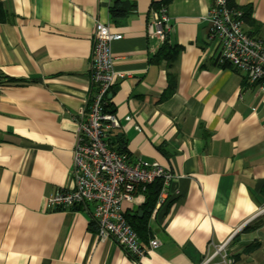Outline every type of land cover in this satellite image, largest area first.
Here are the masks:
<instances>
[{"label":"crops","instance_id":"crops-1","mask_svg":"<svg viewBox=\"0 0 264 264\" xmlns=\"http://www.w3.org/2000/svg\"><path fill=\"white\" fill-rule=\"evenodd\" d=\"M111 1L0 0V264H264V100L242 71L218 63L213 0L168 4L166 38L181 50L159 64L149 60L162 43L150 36L159 0H127L135 11L116 23ZM234 1L251 7L245 28L264 40V0ZM98 21L122 34L111 43L124 76L107 95L120 122L110 144L174 175L148 222L158 245L138 260L99 239L86 209L45 205L73 185ZM143 201L140 190L124 214Z\"/></svg>","mask_w":264,"mask_h":264},{"label":"built area","instance_id":"built-area-1","mask_svg":"<svg viewBox=\"0 0 264 264\" xmlns=\"http://www.w3.org/2000/svg\"><path fill=\"white\" fill-rule=\"evenodd\" d=\"M151 17L155 28L151 29L150 36L163 41L170 29L166 8L151 11ZM206 20L217 46L218 63L242 71L264 100V40L250 34L240 12L229 9L224 0H213ZM121 38L122 34L111 31L107 24L95 23L89 65L90 93L76 119L73 185L48 195L45 205L50 211L86 209L99 239H110L127 257L138 260L156 248L158 241L150 240L148 248L142 245L125 218L122 203L131 202L140 187L159 178L162 187L157 208L166 198L168 183L174 175L155 161H129L127 153H118L110 144V135L119 128L120 122L108 109L107 95L116 79L124 76L114 70L111 43ZM224 245L216 246L213 255L221 254ZM207 263L208 260L204 264Z\"/></svg>","mask_w":264,"mask_h":264},{"label":"trees","instance_id":"trees-1","mask_svg":"<svg viewBox=\"0 0 264 264\" xmlns=\"http://www.w3.org/2000/svg\"><path fill=\"white\" fill-rule=\"evenodd\" d=\"M171 1L172 0H159L158 2H152L151 8L154 9L155 11H159L163 7L167 9V6ZM224 1L229 9L240 12V16L244 24L254 23L250 6L237 5L234 0H224ZM134 11H135V3L133 1L129 2L127 0H112L108 7L110 20L112 23H116L117 18L126 17L129 14L133 13ZM180 50H181L180 46H176V45L172 46L168 42V39L165 37L160 47L158 48L157 52L153 56H151L149 60L154 64H159L163 60L170 63L176 59ZM107 105H108V109L111 110L109 101ZM112 147L118 153H127L126 148L121 144ZM161 187H162V180L159 178L155 179L153 182L149 184H146L143 188L140 187V190L143 192L144 195V201L139 208L142 212V215L138 216V211L125 214L126 220L131 225L133 230L137 233L141 243L149 242L148 222L151 214L155 209ZM76 210H80V207L76 208ZM90 224L94 228L93 226L94 224L93 223Z\"/></svg>","mask_w":264,"mask_h":264},{"label":"water","instance_id":"water-1","mask_svg":"<svg viewBox=\"0 0 264 264\" xmlns=\"http://www.w3.org/2000/svg\"><path fill=\"white\" fill-rule=\"evenodd\" d=\"M264 213V209L262 211H260L258 214ZM139 216L141 215V211L138 212Z\"/></svg>","mask_w":264,"mask_h":264}]
</instances>
